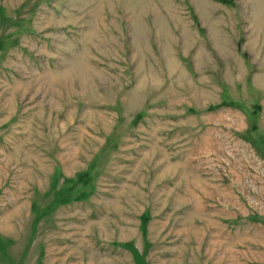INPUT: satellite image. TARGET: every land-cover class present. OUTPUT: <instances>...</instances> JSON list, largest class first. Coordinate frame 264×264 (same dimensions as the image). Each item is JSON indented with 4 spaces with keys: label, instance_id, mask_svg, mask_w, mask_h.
Instances as JSON below:
<instances>
[{
    "label": "rangeland",
    "instance_id": "1",
    "mask_svg": "<svg viewBox=\"0 0 264 264\" xmlns=\"http://www.w3.org/2000/svg\"><path fill=\"white\" fill-rule=\"evenodd\" d=\"M0 264H264V0H0Z\"/></svg>",
    "mask_w": 264,
    "mask_h": 264
}]
</instances>
